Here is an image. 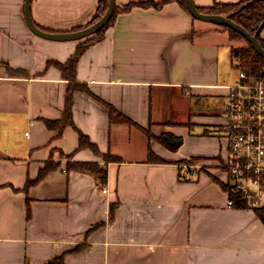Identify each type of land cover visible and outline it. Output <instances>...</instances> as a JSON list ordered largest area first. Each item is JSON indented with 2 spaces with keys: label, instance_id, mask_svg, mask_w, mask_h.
Listing matches in <instances>:
<instances>
[{
  "label": "crops",
  "instance_id": "1",
  "mask_svg": "<svg viewBox=\"0 0 264 264\" xmlns=\"http://www.w3.org/2000/svg\"><path fill=\"white\" fill-rule=\"evenodd\" d=\"M100 1L32 0L31 15L43 31H79ZM25 2L0 0V264H264L263 217L228 205L221 168L241 46L231 32L176 0H116L161 6L120 12L71 82L57 64L87 38L34 34ZM80 134L97 151L81 148ZM47 163L54 169L27 188ZM75 164L103 168L106 184Z\"/></svg>",
  "mask_w": 264,
  "mask_h": 264
},
{
  "label": "built area",
  "instance_id": "2",
  "mask_svg": "<svg viewBox=\"0 0 264 264\" xmlns=\"http://www.w3.org/2000/svg\"><path fill=\"white\" fill-rule=\"evenodd\" d=\"M238 80L228 86L224 138L228 155L221 165L226 185L247 202L245 209L263 213L264 222V75L238 67ZM107 193V187L102 189ZM228 205L234 206L229 197Z\"/></svg>",
  "mask_w": 264,
  "mask_h": 264
},
{
  "label": "trees",
  "instance_id": "3",
  "mask_svg": "<svg viewBox=\"0 0 264 264\" xmlns=\"http://www.w3.org/2000/svg\"><path fill=\"white\" fill-rule=\"evenodd\" d=\"M178 1L187 11L188 6L186 0H176ZM109 6V0H101L99 2L97 13L94 18V20L89 24L92 25L98 20H100L105 13L108 10ZM139 6L144 8L154 7V8H160L161 4L157 5L155 3H131L123 8H119L116 6L115 13L113 17L111 18L108 26L95 35L87 38L81 45L79 46L77 52L70 58V60L65 64H57V67L61 70L63 73V76L66 77V79L70 80L71 82H74L76 79V69L78 62L81 58V56L86 52L87 49H89L91 46L101 42L104 38V34L106 30L114 23L117 15L120 12H129L132 8ZM200 12L205 14H213V15H223L229 17L231 20L236 22L237 24L244 27L249 33L254 35L259 27L264 23V0H244L241 3L238 4H216L213 7L209 9H199ZM228 31L231 32L232 36L234 38H243L242 35L237 33L236 31L225 27ZM264 31V28L262 32ZM262 32L259 35V41L261 45L264 48V38L261 36ZM246 40V39H245ZM248 43L247 47L245 48H235L233 49V58H235L239 63L238 67H240L242 70L246 71L247 73H251L256 76L264 75V59L255 51L253 46L246 40ZM77 86L73 85L71 90L69 91L68 99H67V106L65 109V121H71V115H72V91L76 90ZM111 116L112 118L120 121L121 117L120 115H117V112H115L113 109L111 110ZM123 121H126L125 119H122ZM127 122V121H126ZM64 122H61L63 124ZM48 127H55L57 125H60L59 122H47L46 123ZM163 144H165L167 147L171 149H176V147L169 145L165 139H163ZM80 147L81 148H90L93 151H97V148L95 145H93L89 139L84 136L83 134H80ZM109 161H115L118 160L113 157L107 158ZM54 165L51 163H47L45 167L40 171L39 177L37 180L27 183V188L31 186L32 184L42 180L52 169H54ZM73 167L79 171H88L92 172L96 175H98L99 180L101 184H106L107 180V173L103 168H100L98 165L94 164H75ZM225 189L229 194V197L234 201V206L236 208H247L248 204L247 202L242 198V196L239 193L231 192L228 185L225 183ZM114 212V206L111 208V215ZM259 216L263 217V213L258 211ZM63 264V257L56 259L52 262V264Z\"/></svg>",
  "mask_w": 264,
  "mask_h": 264
},
{
  "label": "water",
  "instance_id": "4",
  "mask_svg": "<svg viewBox=\"0 0 264 264\" xmlns=\"http://www.w3.org/2000/svg\"><path fill=\"white\" fill-rule=\"evenodd\" d=\"M189 13L191 16L199 21L212 23L220 26L228 27L240 35H242L255 49V51L264 59V48L259 41V35L264 28V23L259 27L258 31L252 35L249 33L244 27L237 24L233 20H231L227 16L223 15H213V14H205L199 11L196 7L193 0H186ZM31 4L32 0H26L25 2V19L29 29L36 35L57 42H68V41H80L86 38H89L102 29L106 28L115 13L116 8V0H109L108 10L105 15L95 22L94 24L81 29L79 31L69 32V33H51L47 31H43L34 23L31 15ZM168 142L170 144H180L181 140L179 139H169Z\"/></svg>",
  "mask_w": 264,
  "mask_h": 264
},
{
  "label": "rangeland",
  "instance_id": "5",
  "mask_svg": "<svg viewBox=\"0 0 264 264\" xmlns=\"http://www.w3.org/2000/svg\"><path fill=\"white\" fill-rule=\"evenodd\" d=\"M239 43H241V48H245V47H247V45H248V43L246 42V40L245 39H243V38H235ZM236 71H237V74H238V70L237 69H235Z\"/></svg>",
  "mask_w": 264,
  "mask_h": 264
}]
</instances>
